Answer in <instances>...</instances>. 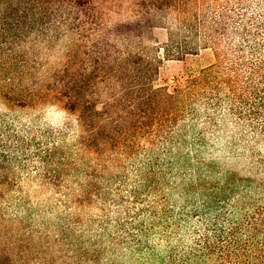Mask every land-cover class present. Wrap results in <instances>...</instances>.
I'll return each mask as SVG.
<instances>
[{
  "label": "trees",
  "instance_id": "trees-1",
  "mask_svg": "<svg viewBox=\"0 0 264 264\" xmlns=\"http://www.w3.org/2000/svg\"><path fill=\"white\" fill-rule=\"evenodd\" d=\"M0 264H264V0H0Z\"/></svg>",
  "mask_w": 264,
  "mask_h": 264
},
{
  "label": "rangeland",
  "instance_id": "rangeland-1",
  "mask_svg": "<svg viewBox=\"0 0 264 264\" xmlns=\"http://www.w3.org/2000/svg\"><path fill=\"white\" fill-rule=\"evenodd\" d=\"M110 4L111 3L109 2V6ZM114 11L116 10L114 9ZM111 15H112L111 17L115 19L120 17L112 13ZM153 38L156 41L164 42L167 38L166 31L155 30L153 34ZM213 61H214V57L210 51H203L197 56L186 57L183 61L164 60L159 70V80L157 84L160 86L172 85L176 79L185 78L187 74L190 72L197 73L201 69L210 65ZM14 110L18 111V109L16 108H14ZM22 112H25L24 114L27 115L25 116L26 119H30L38 116L41 118L42 123H46L52 126L53 128H56L57 126H59L61 123H63L65 120L68 119V115L63 111L62 106L52 107V108L49 107L39 112H35V111L33 112L29 110H25ZM233 167L234 170H236L243 177H246L247 175L248 176L251 175L249 173V162H245V160H239L237 165ZM29 192L33 197L43 196L42 192H39V190L37 191L35 188H31Z\"/></svg>",
  "mask_w": 264,
  "mask_h": 264
}]
</instances>
